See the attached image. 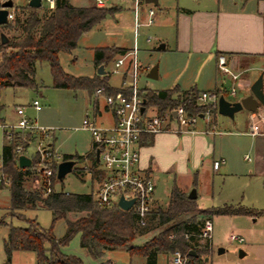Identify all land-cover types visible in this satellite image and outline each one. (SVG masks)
Listing matches in <instances>:
<instances>
[{
	"label": "crops",
	"instance_id": "crops-1",
	"mask_svg": "<svg viewBox=\"0 0 264 264\" xmlns=\"http://www.w3.org/2000/svg\"><path fill=\"white\" fill-rule=\"evenodd\" d=\"M13 2L14 6L12 9H22L29 6L30 0L22 6H16L15 0ZM69 2L75 7L94 5L93 0H69ZM44 3L45 1L42 0V7L46 10V6H43ZM147 4L156 8L157 20L153 26L144 27L147 29L146 32L153 36L154 40L151 43L146 42L149 47L142 50V52L148 53L158 46V50L170 54L171 57L169 56L163 62V70L162 63L161 70L158 67V79L164 78V82L169 87L152 89L147 86H141L146 91L171 90L176 87L180 91H185L197 88L200 91H217L222 96L224 81L220 84L218 73H222L221 75H224L222 77L231 82V89L233 87L237 89L235 96L240 93V96L235 101L250 95L252 85L261 76L263 77L264 91V0H158V4ZM122 12H125L129 16L130 30L134 31V14L131 10L115 9L110 15L119 25L121 20L116 16L121 15ZM102 47H118L126 50L131 48L129 45L118 44L117 41H112L110 45ZM221 55L226 57L227 66L231 74H225L220 70L218 57ZM184 58L186 60L185 63L183 61ZM191 58L198 61L196 66L202 73L200 81L195 79L190 82L186 81L183 77V73L190 66ZM176 60L178 62L175 63ZM142 66L148 67L143 64ZM106 67L104 68L106 69ZM175 71L179 73L174 75L173 72ZM232 74L238 75V79L234 80ZM96 75H99L98 70L93 76L87 78H93ZM113 75L116 74L111 72L108 74L105 70V74L100 76L106 80L112 89H116L115 92H117L121 88L123 77L118 75V83L114 84L112 81ZM197 82L205 89H202L203 87L200 88ZM39 87L38 84V89ZM94 94L95 92L90 94L92 109L87 111L85 118L94 120L101 127L112 126L114 124L112 113L108 111L104 99L96 98ZM18 106H23L26 113L27 106L24 105H15L11 109V117L7 115L4 107L0 108V122L17 121L18 116L15 109ZM28 106L33 108L32 104ZM258 109H264V106L260 105ZM2 112L3 115H1ZM251 113L248 112L246 116L247 121L241 125V129H238L236 114L234 118L227 116L223 118V116H219L217 110V113H214L212 116H200L193 127L195 131L193 133L144 135L140 140L141 167L155 181L152 211H154L153 209L156 206L162 204L156 196V192L158 185L162 181H165L166 177L173 180L171 191L174 186H177L189 197L191 191L193 189L196 190L197 197L193 199L197 205L195 213L208 209L204 205L199 204V201L204 198L203 192L206 191L204 188L206 180L213 182L214 185V177L210 179V174H215L221 170L228 173L232 168L236 169L238 162L244 164L245 161L249 164H247L246 169L244 168V173L240 171L235 174H239L240 176L246 175L249 176L250 181H263L264 183V135L252 136L249 134V118ZM30 119L37 122V120ZM213 127L219 133H205V131H209ZM87 132L90 134L91 141L84 155L62 154V156H79L85 162H88L83 168L85 171L82 172L83 176L81 180L85 184L88 183L91 190L88 193L80 194L93 193L95 197L101 178L99 175H94L91 169V155L93 153L96 155V149L93 144L92 133L90 131ZM35 136L38 135L36 134ZM49 145L58 153L54 142H50ZM31 146L29 145V150L33 149ZM238 155L239 159L237 158ZM29 157L31 158V156ZM246 157H249L250 160H247ZM221 158L225 160V163L218 170H215L213 167L214 162ZM73 160L77 161L78 158ZM179 180H185L184 184L179 183ZM171 191L168 195V201L163 203L164 205L168 206ZM262 198L264 199V193ZM262 201L256 199V201L251 203L252 207H245L255 210L257 213L254 215H229L237 219L238 226L234 225L233 229L238 232L237 235L244 238V241H237L238 246L230 250L231 255L225 260L221 257L222 254H227L226 249L222 248L224 252L218 253L219 258L216 259L214 256L215 248H219L223 244V241L215 239L214 223L216 219L226 215H215L211 218L213 222L211 247H206L198 241L195 242L196 248L201 250L206 248L208 250L204 258L206 264H264V204ZM37 208H42V206L26 209ZM68 215H71L72 219L70 221L76 220V218L72 217V214L69 213ZM68 215H66V218ZM160 255H164L166 264H170L169 257L166 254H158L156 264H159ZM139 257L140 261L135 260L136 263L142 262L141 264H146V258ZM108 261L114 264L111 260ZM129 264H133V262Z\"/></svg>",
	"mask_w": 264,
	"mask_h": 264
},
{
	"label": "trees",
	"instance_id": "trees-1",
	"mask_svg": "<svg viewBox=\"0 0 264 264\" xmlns=\"http://www.w3.org/2000/svg\"><path fill=\"white\" fill-rule=\"evenodd\" d=\"M19 11V8L15 9L16 17L13 22L1 26L16 34L8 38L5 44L0 38V91L7 87L38 90L35 80L36 64L47 61L50 64L55 88L86 89L92 94L94 90L104 87L107 93H115L116 89H112L100 75L93 78L75 77L67 74L59 62L60 52H70L75 49L79 38L112 14L115 8H99L95 5L75 7L70 4L69 0H56L55 9H46L45 15L41 14L43 12L41 8L30 6L22 8L25 14L23 18ZM126 51L118 47L96 48L94 63L97 68L101 65L106 67L113 58ZM147 92V104L156 105L160 113L179 103L183 104L191 115H204L209 108L207 105L198 103L197 97L201 91L197 88L180 91L176 87L171 90H148ZM212 113H217V109H214ZM27 137L36 138L32 134H26L25 138ZM20 139L22 137L18 134L13 141H6L1 156L2 172L12 178V184L9 187L11 210L18 213L22 209L42 206L53 211L55 217L49 229L42 228L36 220H28L27 227H11L4 240V251L8 260L15 251H31L34 252L38 264H83L81 258L66 254L62 249L80 234L81 247L95 259L104 254V249L126 248L131 256H141L146 258V264H156L158 254H172L180 250L188 253L189 264H206L204 258L208 250L196 248L197 239L193 236L188 239L185 235L198 233L203 221L215 215H254L257 213L253 209L242 206L226 205L208 208L199 212L203 220L196 221V218L191 216L187 220L169 225L144 244L134 245L133 242L137 237L136 229L140 227L136 222L134 212L118 207L102 208L95 200L93 193L66 192L62 187L56 190L55 186L59 181L56 164L53 165L51 193L45 194L43 186L40 189H28L27 182L34 180L35 175L42 173L35 171L37 164L34 157L31 167L21 168L19 166L14 149ZM25 142V146H29V140ZM75 158L82 159L79 156L64 155L63 161ZM91 158V169L94 175H99L101 178L102 174L98 168L95 153L91 155ZM76 171L82 174L85 169H76ZM1 187L5 186L1 185ZM196 209L195 200L190 199L177 186H174L167 208H159L153 213L159 223L164 225ZM69 212H87V215L74 221L69 220L65 234L61 238H56L53 233L54 226L59 219L66 218ZM6 224L4 219H0V226ZM105 264H111V262Z\"/></svg>",
	"mask_w": 264,
	"mask_h": 264
},
{
	"label": "rangeland",
	"instance_id": "rangeland-1",
	"mask_svg": "<svg viewBox=\"0 0 264 264\" xmlns=\"http://www.w3.org/2000/svg\"><path fill=\"white\" fill-rule=\"evenodd\" d=\"M28 0H15L16 6H22L27 3ZM46 6L45 3L43 5ZM42 11L44 10L41 7ZM22 18L25 17L22 9H20ZM47 12L45 10L41 13L45 15ZM23 14V15H22ZM120 18L121 22L116 23V21L109 15L106 20H103L101 23L97 24L92 30L87 33H84L78 40V45L75 49L70 52H60L59 53V62L62 69L69 75L73 76H93L97 72V68L93 63V54L94 48L110 45L112 41H117L118 44L133 46L135 35L134 31L130 30V21L129 16L122 12L121 15L116 16ZM116 23V25H115ZM147 29L142 28L140 30V36L138 38V44L140 47L139 52V61L144 65L148 66L149 69L158 64L159 69L163 70V62L171 55L153 49L148 53L142 52L148 48L146 44V37L152 36L150 33L146 32ZM4 33L8 38L16 34V32H11L0 26V34ZM153 37V36H152ZM150 54V56H149ZM113 58L106 67V72L112 73L114 69ZM185 63V58L183 59ZM178 60L175 61V63ZM198 61L194 58L190 59V66L183 73V77L186 81L192 82L195 79L198 81L201 80V70L197 69ZM176 69V68H175ZM173 71V70H172ZM147 71L145 70L140 78V85L147 86L148 88H165L169 87L168 84L164 82V78L160 79H150L147 77ZM179 72H173L174 75ZM159 74V71H158ZM222 73H218V81L223 83L222 95L229 101L234 102L239 96L240 93L235 95L231 94V82L226 78H223ZM118 75H113V83H118ZM35 80L39 84L38 90L28 89V88H12L7 87L3 88L0 91V108H5L7 115L11 117V109L15 105H24L26 107V115L34 120H37V124L41 126L48 127L52 132L51 138H45L41 134L35 136L36 138H22L19 143L25 146L26 140H29V145H32L33 149L29 150V146H25L26 152L31 158L36 160V169L38 163L41 161V150H44L48 146V142L55 143V149L58 152V155L62 154H77L84 155L89 147L91 137L89 132L82 129V123L87 115V111L92 109L91 105V96L89 91L86 89H61L55 88L53 86V76L51 74L50 64L47 61L37 62L35 70ZM169 83V82H168ZM198 86L202 88L203 86L199 83ZM202 89H205L204 87ZM95 91V90H94ZM94 91L92 93H94ZM38 99L41 103L42 109L37 112L32 107L28 106L32 104L34 100ZM248 112L243 109L236 113V122L238 124V129H241L245 121H247ZM3 115V112L1 113ZM219 116H223L220 115ZM224 118V116H223ZM26 139V140H25ZM25 142V143H24ZM5 143L3 131L0 129V163L2 156V149ZM242 146V145H241ZM239 159V155L237 157ZM86 163L85 160L78 158L74 170L67 174L63 180H59L58 184L55 186L56 190L61 189V187L66 192L72 193H88L90 192V185L83 183L81 180L83 174L77 173L76 169L84 168ZM248 162L244 161V164L238 162V166L232 168L228 173H225L223 170L215 174H210L209 178L214 177L213 182L206 180L204 186L205 190L204 198L200 199L199 204L204 205L206 208L212 207H224L228 206H244L252 207L251 203L253 201H262L264 204V199L262 195L264 193V183L263 181H250L249 176L243 175L240 176L239 173L242 171L244 173V168L246 169ZM100 169H103L101 164H98ZM34 168V167H33ZM2 167L0 165V172ZM238 171V172H236ZM11 180L12 178L7 175ZM186 180V179H185ZM185 180H179V183L184 184ZM44 175L38 174L35 175L34 180L27 182L28 189H40L43 186ZM12 184V183H11ZM5 186L4 188L0 186V219L6 221V225L0 226V264H38L36 262L35 254L31 251H16L12 254L10 260L4 251V240L9 234L11 227H27L28 220H35L39 225L44 229H49L52 225V220L55 217L53 211L47 208H37V209H26L13 212L11 210V197L9 187ZM173 186V180H170L166 177L165 181H162L158 187L156 196L162 202L161 205L156 206L153 210L156 211L159 208L166 209V203L168 201V195ZM262 198V199H261ZM154 211H152V217L149 222V225L146 227H138L137 237L134 240V245H142L153 237L157 236L159 232L169 225L181 220H187L191 216L196 218V221L203 220L202 215L195 213V211L190 212L183 217L169 223V224H160L157 217L154 216ZM72 214L73 218H79L81 216L87 215V212H69ZM67 213V215L69 214ZM229 215L219 217L215 220V239L218 241H223L222 245L219 248L227 250V254H222L224 260L231 255V249L238 246L237 241L230 239L232 233H238L233 229V226H238L237 219ZM239 218V217H238ZM72 219L71 215H68L67 218L60 219L56 222L53 233L56 238H60L65 234L67 228V222ZM215 248L214 256L219 258L218 249ZM63 251L66 254L77 255L83 260V264H105L111 260L114 264H141L140 262L136 263L135 260L140 261V257L137 255L131 256L126 248H117V249H104V254L95 259L88 251L81 247L80 245V234L76 235L70 243L63 247ZM170 258V254H166ZM159 264H166V259L164 255L159 256Z\"/></svg>",
	"mask_w": 264,
	"mask_h": 264
},
{
	"label": "built area",
	"instance_id": "built-area-1",
	"mask_svg": "<svg viewBox=\"0 0 264 264\" xmlns=\"http://www.w3.org/2000/svg\"><path fill=\"white\" fill-rule=\"evenodd\" d=\"M48 10H54L56 0H44ZM93 4L99 8L129 9L134 14V43L124 53L118 54L113 62V74L121 75L123 83L120 90L115 93H107L104 87L95 91L96 98H103L105 105L114 117V124L110 127H101L92 119L85 118L82 129L90 131L93 137V144L96 152L100 150L98 164L103 166L101 180L96 191L95 200L102 208L118 207L121 197L126 201L134 199L131 206L135 219L140 227H146L152 214V204L155 193V181L145 169L141 167L140 140L144 135H158L164 133L187 134L195 132L193 127L200 118L191 115L183 104L179 103L164 112L160 113L156 105L147 104V91L141 87L140 78L149 67H143L139 61L140 47L138 38L140 30L144 27H151L156 23L157 10L154 6L148 5L145 0H93ZM16 17L15 9H9L8 20L13 22ZM152 36L146 37V42L151 43ZM220 70L225 74H231L227 66L226 57H218ZM234 80L238 75L232 74ZM231 93L235 95L237 89L233 87ZM219 92L201 91L197 101L209 108L203 116H212L214 109L218 110L220 98ZM36 111L42 109L38 99L32 102ZM144 108V111H142ZM18 116L15 122H0V129L3 131L4 139L7 142L13 141L16 135L25 138L26 134L42 135L51 138L53 135L50 128L38 125L25 113L23 106L15 109ZM205 133H219L215 127ZM249 134L252 136L264 135V109H258L251 113L249 118ZM26 140V139H25ZM41 150V161L38 163V170L44 175L43 187L45 194L52 192L53 188V165L57 167L63 161V156L58 155L49 145ZM14 152L17 156L28 155L25 146L18 144ZM250 160L249 157H246ZM225 163L223 158L214 162V169L218 170ZM12 180L0 172V186H8ZM123 210V209H122ZM195 237L197 241L205 246L211 247L213 236V222L211 219L203 221L196 234H186V238ZM230 239L243 242L244 238L231 234ZM170 264H189L188 253L176 250L170 254Z\"/></svg>",
	"mask_w": 264,
	"mask_h": 264
},
{
	"label": "water",
	"instance_id": "water-1",
	"mask_svg": "<svg viewBox=\"0 0 264 264\" xmlns=\"http://www.w3.org/2000/svg\"><path fill=\"white\" fill-rule=\"evenodd\" d=\"M146 3L158 4V0H145ZM14 6L13 0H0V26L6 25L9 23L8 14L9 9H12ZM29 6L33 8L42 7V0H30ZM1 42L3 44L8 42V37L4 34H0ZM158 64L152 67L147 77L150 79H158ZM98 74H105V68L101 65L98 68ZM260 105L264 106V91H263V77H259V79L252 85L251 94L238 100V101H229L223 95L220 96L218 102V113L223 116H227L229 118H234L235 114L243 109L248 112H256ZM144 111V108H142ZM203 115H201L202 117ZM100 150L96 152L97 161H99ZM18 164L21 168H28L32 166V158L27 155H21L18 158ZM76 164L74 160H66L59 163L57 168V178L58 180H63L64 177L73 171V168ZM196 190L193 189L189 194L190 199H196ZM134 203V199L126 201L123 197H121L119 205L123 210H130L131 206ZM224 250L220 248L218 253H223ZM194 254V252H191Z\"/></svg>",
	"mask_w": 264,
	"mask_h": 264
}]
</instances>
